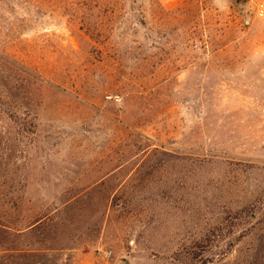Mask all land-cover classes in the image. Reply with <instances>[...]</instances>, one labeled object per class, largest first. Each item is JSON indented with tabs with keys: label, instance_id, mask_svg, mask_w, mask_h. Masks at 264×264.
<instances>
[{
	"label": "rangeland",
	"instance_id": "rangeland-1",
	"mask_svg": "<svg viewBox=\"0 0 264 264\" xmlns=\"http://www.w3.org/2000/svg\"><path fill=\"white\" fill-rule=\"evenodd\" d=\"M262 2L0 0V264H264Z\"/></svg>",
	"mask_w": 264,
	"mask_h": 264
},
{
	"label": "crops",
	"instance_id": "crops-1",
	"mask_svg": "<svg viewBox=\"0 0 264 264\" xmlns=\"http://www.w3.org/2000/svg\"><path fill=\"white\" fill-rule=\"evenodd\" d=\"M119 153H121V152H119ZM118 155H120V154H118ZM121 166V165H120ZM120 166H117L116 168H112V169H106L105 170V172H107L106 173V175L108 176L110 173H112V172H118L119 170H120ZM104 171V170H103ZM113 213V212H112ZM110 214H111V212H110ZM109 214V217H107V222H109V220H110V226L109 227H111L112 226V224H113V215H110ZM113 226H115L114 224H113Z\"/></svg>",
	"mask_w": 264,
	"mask_h": 264
},
{
	"label": "built area",
	"instance_id": "built-area-1",
	"mask_svg": "<svg viewBox=\"0 0 264 264\" xmlns=\"http://www.w3.org/2000/svg\"><path fill=\"white\" fill-rule=\"evenodd\" d=\"M262 7L264 8V0H263V2H262ZM248 22H249V20H248Z\"/></svg>",
	"mask_w": 264,
	"mask_h": 264
}]
</instances>
